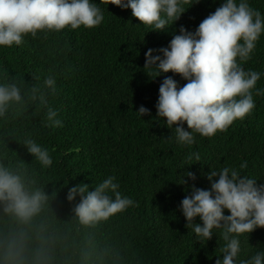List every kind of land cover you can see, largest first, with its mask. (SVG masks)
Segmentation results:
<instances>
[{
    "label": "trees",
    "instance_id": "16d2710c",
    "mask_svg": "<svg viewBox=\"0 0 264 264\" xmlns=\"http://www.w3.org/2000/svg\"><path fill=\"white\" fill-rule=\"evenodd\" d=\"M93 2L104 15L98 27L38 32L19 46H0V83L30 87L54 75L48 105L63 123L48 127L47 108L38 104L0 119V163L49 197L27 222L0 208V264H216L225 241L219 233L199 241L186 227L179 208L191 193L178 179L192 172L195 186L210 190L205 174L227 166L264 184V95L254 90L255 109L226 131L195 134L193 145H181L157 117L156 104L165 75L181 87L187 81L171 72L157 78L144 66L148 49L167 47L181 27L194 32L223 0H189L188 11L164 32L142 25L131 9ZM248 2L264 15V0ZM242 67L262 73L256 88L264 89V34ZM141 106L151 115L141 118ZM29 136L49 151L51 167L28 153L23 142ZM190 153L200 159H188ZM109 176L136 206L106 221L80 223L73 212L80 198L69 202V190L86 184L94 191ZM195 223L202 224L199 218ZM240 240L237 264L264 251V228Z\"/></svg>",
    "mask_w": 264,
    "mask_h": 264
},
{
    "label": "clouds",
    "instance_id": "9594fccd",
    "mask_svg": "<svg viewBox=\"0 0 264 264\" xmlns=\"http://www.w3.org/2000/svg\"><path fill=\"white\" fill-rule=\"evenodd\" d=\"M105 2L131 9L134 18L155 32L167 31L189 9H185L189 0H101ZM103 20V12L93 0H0V46H19L25 36L35 38L38 32L92 29ZM179 33L173 35L167 47L148 49L144 69L157 78L171 72L187 81L181 87L165 75L156 108L157 117L166 121L177 143L191 146L196 142L195 134L213 137L250 115L256 107L254 90L257 96L264 95V89L256 88L262 73L242 67L251 59L264 34V15L251 7L248 0H223L194 32L181 27ZM55 92L52 74L43 84L30 87L23 81L0 83V119L6 118L11 109L26 111L38 104L47 108L48 127H63L58 112L48 105V96ZM136 113L141 118L151 115L143 106ZM23 143L43 168L52 166L53 159L46 148L30 136ZM193 157L200 159L198 153H190L188 159ZM246 167V163L240 165L241 169ZM205 175L210 190L197 188V177L192 172L179 177L178 184L191 193L181 201L179 210L187 221L186 227L199 241H210L216 233L225 241L222 259L218 257L216 264H237L240 237L264 228V184L227 166L219 171L211 169ZM189 180L192 185H188ZM119 188L116 177L109 176L94 191L86 184L72 187L67 200L74 202L80 198L73 212L80 223L90 225L136 206ZM48 198L41 189L31 187L23 174L0 163L3 212L27 222L41 211ZM226 211L230 214L226 215ZM197 218L202 224L195 223ZM238 264H264V251H258L250 259H240Z\"/></svg>",
    "mask_w": 264,
    "mask_h": 264
}]
</instances>
